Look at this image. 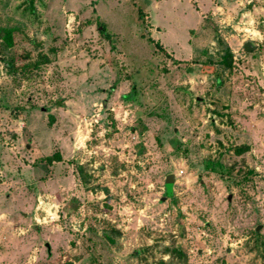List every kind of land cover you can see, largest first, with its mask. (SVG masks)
Segmentation results:
<instances>
[{"label":"rangeland","instance_id":"obj_1","mask_svg":"<svg viewBox=\"0 0 264 264\" xmlns=\"http://www.w3.org/2000/svg\"><path fill=\"white\" fill-rule=\"evenodd\" d=\"M3 28L0 264H264V0H0Z\"/></svg>","mask_w":264,"mask_h":264},{"label":"trees","instance_id":"obj_2","mask_svg":"<svg viewBox=\"0 0 264 264\" xmlns=\"http://www.w3.org/2000/svg\"><path fill=\"white\" fill-rule=\"evenodd\" d=\"M100 30L102 33L106 32V28L104 27L103 24L100 25ZM1 34L0 37L3 40V43L6 44L8 47H13L15 45V33L17 32L16 29H9V28H3L1 29ZM157 48H159L162 52H166V50L162 47V45L160 43H157ZM219 64L220 66L223 67V69L225 70H232L234 67V54L232 52V50L229 47H225L224 48V54L221 56L220 60H219ZM249 149V147L247 146H240L235 148V153L237 155H242L243 153H245L247 150ZM47 160L51 163L53 162H61L62 161V157L60 155L58 156H50L47 158ZM221 168H224L223 165H219ZM78 172L79 175L81 177V180L84 182V184L88 185L89 181L88 178L86 177L85 174V166L80 165L78 166ZM252 171H249L248 174H252ZM172 193V186H168L167 185V195L169 196ZM260 230L254 231V241H255V248L258 251L259 255L262 256L264 258V235L261 234L259 232ZM118 234H120V232L116 231ZM114 236V235H113ZM111 235L106 236V239L112 244L115 242L114 237ZM168 253H170L172 255V260H170L169 262L167 261H161L160 264H180L181 262H185L187 261V256L185 251L183 250L182 247L177 246V247H170L167 249ZM175 257L179 259L178 262H175Z\"/></svg>","mask_w":264,"mask_h":264},{"label":"water","instance_id":"obj_3","mask_svg":"<svg viewBox=\"0 0 264 264\" xmlns=\"http://www.w3.org/2000/svg\"><path fill=\"white\" fill-rule=\"evenodd\" d=\"M253 49H254V48L251 46L250 43H247V44L245 45V50H246V51L251 52ZM174 181H175V175L172 174V175L168 176V178H167V185H168V186H172L173 183H174ZM259 229H260V228H258L257 230H259Z\"/></svg>","mask_w":264,"mask_h":264}]
</instances>
